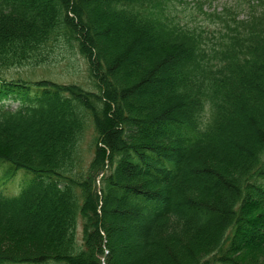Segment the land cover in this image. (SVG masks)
I'll use <instances>...</instances> for the list:
<instances>
[{
    "label": "trees",
    "instance_id": "trees-1",
    "mask_svg": "<svg viewBox=\"0 0 264 264\" xmlns=\"http://www.w3.org/2000/svg\"><path fill=\"white\" fill-rule=\"evenodd\" d=\"M204 7L0 0V264H264V0ZM54 49L91 90L5 75Z\"/></svg>",
    "mask_w": 264,
    "mask_h": 264
},
{
    "label": "rangeland",
    "instance_id": "rangeland-1",
    "mask_svg": "<svg viewBox=\"0 0 264 264\" xmlns=\"http://www.w3.org/2000/svg\"><path fill=\"white\" fill-rule=\"evenodd\" d=\"M187 2H193L194 0H185ZM199 1V0H198ZM205 3L204 9L208 11L221 10L222 6L227 5L233 0H200ZM205 1V2H204ZM228 2V3H227ZM176 8L179 10V17L187 19V12L182 11L178 2H175ZM203 23L210 29H214L216 26L215 22H211L208 19H203ZM51 57L49 59L50 63H45L43 65H26L18 68L7 69L5 75L7 77H12L14 79L21 78L23 80L34 81L40 79L51 80L60 84L68 83H78L85 87L86 89L91 90L92 86L88 84L85 64L83 59L76 55L72 57V53L64 52L59 49H54L53 52H50ZM70 57L72 59H70ZM11 106H16V103H11ZM93 136L92 127H88L83 137L80 141V153L82 158L89 162L92 158V145L91 140ZM5 168L0 166V193L3 195H14L18 193L21 185L27 183L28 180L33 176V173L27 172L24 170H17L12 178H5L3 173ZM100 176L96 179V185H98ZM81 221H78L76 229L77 240H81Z\"/></svg>",
    "mask_w": 264,
    "mask_h": 264
}]
</instances>
